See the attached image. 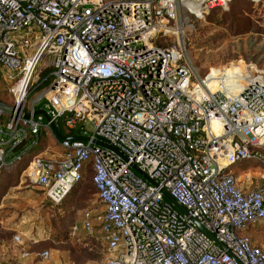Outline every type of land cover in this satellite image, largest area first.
I'll use <instances>...</instances> for the list:
<instances>
[{
	"label": "built area",
	"instance_id": "1",
	"mask_svg": "<svg viewBox=\"0 0 264 264\" xmlns=\"http://www.w3.org/2000/svg\"><path fill=\"white\" fill-rule=\"evenodd\" d=\"M230 2L0 0V66L14 95L1 100L12 110L0 107V175L27 158L43 130L56 138L37 110L68 130L80 128L73 136L101 139L126 155L128 161L92 139L56 138L64 149L58 159L31 158L33 181L54 204L91 168L102 210H85L81 226L98 228L104 264H264V246L246 233L264 222V185L246 191L233 172L238 165L264 168V69L221 86L212 71L195 75L185 40L184 15L203 19ZM172 35L177 42L164 46ZM44 54L50 81L38 104L28 105ZM21 256L52 264L48 249H23Z\"/></svg>",
	"mask_w": 264,
	"mask_h": 264
},
{
	"label": "rangeland",
	"instance_id": "2",
	"mask_svg": "<svg viewBox=\"0 0 264 264\" xmlns=\"http://www.w3.org/2000/svg\"><path fill=\"white\" fill-rule=\"evenodd\" d=\"M230 5L224 10L214 9L203 19L184 15L183 23L187 54L195 75L204 77L213 69H221L226 81L232 85L240 84L246 70L264 69V3L258 7L248 0H236ZM229 10L234 12L235 18L220 23ZM171 38L162 44L169 46L178 40L175 35ZM50 66L48 55H42L29 82L28 105L38 104ZM7 76L8 71L0 66V100L13 101ZM5 120H8L7 116ZM89 129L93 130L92 126ZM49 135L41 137L29 157L43 151L38 156L49 160L55 158L56 152L64 153L58 140L50 132ZM25 159L27 161L28 157ZM33 168L31 160L22 170L2 176L6 184L0 183V193H4L0 199V264H21L23 249L51 250L53 258L62 263L104 264L108 254L101 233L98 230L90 233L81 226L85 210H102L92 184V173H84V181L75 198L65 206L57 207L46 199L45 192L33 181ZM233 172L247 190L263 185L264 168L260 166L238 165ZM74 225L78 226L76 231L72 230ZM246 233L256 244L264 246V222L253 224ZM15 236H20L21 245L15 242Z\"/></svg>",
	"mask_w": 264,
	"mask_h": 264
},
{
	"label": "water",
	"instance_id": "3",
	"mask_svg": "<svg viewBox=\"0 0 264 264\" xmlns=\"http://www.w3.org/2000/svg\"><path fill=\"white\" fill-rule=\"evenodd\" d=\"M0 107H3V108H6V109H11L12 110V107L5 104L4 102H2L0 100ZM35 114H42L45 116L46 120L48 122H50V125H51V129L54 133V135L56 136V138L58 140H65V139H70V140H83V141H89L91 140L92 138L90 137H75V136H64L61 134L60 130H59V127H58V124L57 122L53 121L52 120V117L50 116V114L46 111V110H37ZM94 145L96 146H99L103 149H106L114 154H116L117 156H119L120 158H122L124 161H128V158L126 155H124L122 152H120L116 147H114L113 145L101 140V139H96V138H93L92 139ZM131 167L136 171L138 172L142 177H144L148 182H150L151 184L157 186L158 183L152 179L143 169H141L136 163H131ZM162 192L166 198V200L168 202H170L173 206H175L178 210H180L182 213H184L185 215H188L189 212L188 210L182 206L180 203L177 202V200L169 193V191L165 188L162 189ZM194 222L204 231L207 232V230L204 228V226L195 218H193ZM212 237H214L212 234H211Z\"/></svg>",
	"mask_w": 264,
	"mask_h": 264
},
{
	"label": "trees",
	"instance_id": "4",
	"mask_svg": "<svg viewBox=\"0 0 264 264\" xmlns=\"http://www.w3.org/2000/svg\"><path fill=\"white\" fill-rule=\"evenodd\" d=\"M234 1H236V0H231V2H230L231 5L230 6H232ZM248 1L251 4H253V5L256 3V6H258V7L260 6L261 3H264V0H258V1H256V0H248ZM255 10H257V8H255ZM228 18L234 19L235 18L234 12L229 10L228 13H225L222 16V19H220L219 21H220V23H223V22H226V20ZM50 72H51V70L49 69L47 75L45 76V80L43 81V85L44 84L47 85L49 83V81H50V76H49ZM57 124H58V127H59V130H60L61 134L64 135V136H73V135L82 134V131L80 130V128H77L75 130L66 129L64 127V125H63L62 120H58ZM45 135H46V131L43 130L42 133H41V136L44 137ZM35 137H36L35 135L29 137V139L27 140V144L33 142L36 139ZM34 147H33V149H34ZM30 152L27 155V157H28L27 161H26V159H22L20 161H17L12 167L5 168L3 170L2 175H0V183H2V184L5 183L6 184V181H3V178H2L3 174L12 173L13 170L20 171L26 166V164H28V162L32 158V157H29ZM83 181H84V176L81 178V180H79L78 182L75 183V185L71 188V190H69V192L66 194V196L63 198V200L60 203H58V204H54L52 202L51 203L56 205L57 207L65 206L66 202H70L73 198H75L78 195V187L82 184ZM3 195H4V193H0V199H1V196H3ZM56 240H58V237H57Z\"/></svg>",
	"mask_w": 264,
	"mask_h": 264
},
{
	"label": "crops",
	"instance_id": "5",
	"mask_svg": "<svg viewBox=\"0 0 264 264\" xmlns=\"http://www.w3.org/2000/svg\"><path fill=\"white\" fill-rule=\"evenodd\" d=\"M46 131V135L44 136V137H49L50 135H49V132L47 131V130H45ZM43 152V151H42ZM42 152H40V153H38L37 155H42ZM62 155V153H58V152H56V154H54L53 156L55 157L54 159H58L60 156ZM86 172H91L92 173V171H91V168H89V169H87L86 171H85V173ZM262 179H264V175H263V177H262ZM240 184V183H239ZM241 185V184H240ZM263 185H264V180H263ZM241 187L243 188V189H245V187L243 186V185H241ZM246 191H247V189H245ZM98 229V228H97ZM96 229V230H97ZM95 230V231H96ZM94 231V232H95ZM97 232V231H96ZM95 232V233H96ZM99 232V231H98ZM50 252H51V263L52 264H62V262H59L58 260H56L55 258H53V253H52V251L50 250ZM20 263L21 264H41L39 261H37V260H35L34 259V257L33 258H29V259H26V258H23L22 256H20ZM64 263V262H63ZM68 264V263H67Z\"/></svg>",
	"mask_w": 264,
	"mask_h": 264
},
{
	"label": "bare ground",
	"instance_id": "6",
	"mask_svg": "<svg viewBox=\"0 0 264 264\" xmlns=\"http://www.w3.org/2000/svg\"><path fill=\"white\" fill-rule=\"evenodd\" d=\"M210 78H216L213 79V81H217L218 84L220 83L221 86H226L227 84H229L226 79L224 78V72L221 69H216V70H212V72L210 73ZM244 80V76L241 79L240 83ZM22 85H20L21 87Z\"/></svg>",
	"mask_w": 264,
	"mask_h": 264
}]
</instances>
